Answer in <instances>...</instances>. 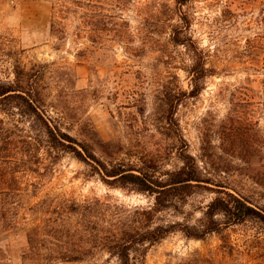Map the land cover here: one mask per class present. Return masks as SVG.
I'll return each instance as SVG.
<instances>
[{
    "label": "rangeland",
    "instance_id": "rangeland-1",
    "mask_svg": "<svg viewBox=\"0 0 264 264\" xmlns=\"http://www.w3.org/2000/svg\"><path fill=\"white\" fill-rule=\"evenodd\" d=\"M0 80L31 88L54 126L108 164L166 179L191 155L210 183L150 225L197 224L220 189L264 209V0H0ZM74 202L96 204L100 229L127 228L155 195L105 182L0 100V264H45L38 258L58 253L51 226L63 227L60 244L73 241ZM37 226L52 249L30 244ZM211 262L264 264V225L251 219L204 239L171 233L145 260ZM50 264L119 261L97 251Z\"/></svg>",
    "mask_w": 264,
    "mask_h": 264
},
{
    "label": "trees",
    "instance_id": "trees-1",
    "mask_svg": "<svg viewBox=\"0 0 264 264\" xmlns=\"http://www.w3.org/2000/svg\"><path fill=\"white\" fill-rule=\"evenodd\" d=\"M196 68V66H195ZM196 71V70H195ZM202 75H207L205 67H202ZM199 86L192 91L193 95L199 94ZM0 100L7 101L14 107L22 109L26 114L34 117L42 127L51 146L56 149L73 152L75 156L87 164H90L98 172L101 178L114 186L132 188L139 192L155 195L153 208L137 211L139 219L127 228L114 224V228L100 229L98 215L95 214L96 204L72 203L68 212L77 215L78 218L70 225L73 241L60 244L64 238L63 227L61 229L50 227L48 232L58 242H52L57 254H50L38 258L45 264L57 261L80 262L86 260L97 251L108 252L118 259L119 264H145L149 248L159 243L171 233L181 232L189 239H204L209 234L219 233L223 227L231 224H239L248 220H257L264 225V209L250 201L249 197L220 189L206 206L204 216L197 224L191 225L177 221L168 225H150L149 220L153 213L169 207L173 201L185 203L193 188L205 186L209 179L202 176L199 166L188 153L183 154V163L180 167L166 173V179L143 169L131 168L123 163H106L96 153L94 145L90 141H78L68 133L54 126L44 115L39 99L33 94L31 88H27L20 80H0ZM70 142L69 144L66 142ZM113 178V179H110ZM224 216L225 221L217 219ZM63 226V224H60ZM43 226L33 228V234L29 235L30 244L39 246L40 249H52L47 247L44 239L39 238ZM46 229V228H45ZM46 231V230H44ZM70 232V231H67ZM60 233L59 237L56 236ZM211 264H216L211 262Z\"/></svg>",
    "mask_w": 264,
    "mask_h": 264
}]
</instances>
